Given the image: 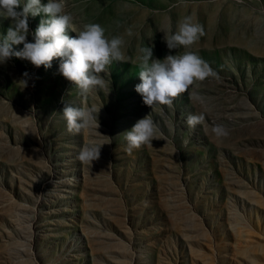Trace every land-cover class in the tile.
<instances>
[{
  "label": "rangeland",
  "instance_id": "obj_1",
  "mask_svg": "<svg viewBox=\"0 0 264 264\" xmlns=\"http://www.w3.org/2000/svg\"><path fill=\"white\" fill-rule=\"evenodd\" d=\"M65 5L76 31L98 23L109 39L123 36L129 61L101 73L106 87L87 97L60 58L47 69L15 56L0 64V264H264V0ZM185 16L204 28L190 50L219 79L190 90L203 103L186 92L151 109L135 90L139 50H189L164 40ZM42 18L29 17V42ZM10 23L0 17V38ZM66 103L102 106L99 126L69 134ZM201 112L191 132L186 117ZM148 114L165 140L128 153L124 132ZM216 124L229 136L218 139ZM88 144L101 145L92 164L78 159Z\"/></svg>",
  "mask_w": 264,
  "mask_h": 264
},
{
  "label": "clouds",
  "instance_id": "obj_2",
  "mask_svg": "<svg viewBox=\"0 0 264 264\" xmlns=\"http://www.w3.org/2000/svg\"><path fill=\"white\" fill-rule=\"evenodd\" d=\"M22 6V10L17 9ZM65 0H0V17L10 19L11 23L6 35L0 38V64L6 63L13 56L30 61L37 68L51 67L54 58H60V73L79 90V94L87 97L94 90H103L106 82L101 73L105 72L114 62L129 61L125 55L126 41L123 36L108 38L105 29L98 23L85 24L80 31L73 28L74 17L65 11ZM43 13L38 27L33 33L34 42H29V17ZM69 32L76 35L71 36ZM164 32V31H163ZM164 40L169 50L189 49L182 54H168L163 59L153 58L151 47L140 48L138 57L140 83L135 90L142 96L143 103L155 109L157 106L171 107L175 98L189 93L190 99L201 103L204 97L198 92L190 91L197 82L206 78L219 79V73L196 52L192 46L204 35V28L193 22L191 16H185L172 34L164 32ZM127 36L133 32L127 30ZM23 44L20 50L13 45ZM26 83V82H25ZM102 107V106H101ZM100 107V108H101ZM99 109L95 107H76L65 104L62 115L66 121L69 134H80L84 129L98 125ZM205 114H189L186 125L191 132L198 126L203 127ZM213 134L219 138L229 136V129L216 124L212 127ZM125 151L131 153L142 147L153 146L154 139H164L163 135L150 115L137 120L130 130L124 132ZM165 140V139H164ZM111 143V142H108ZM101 145L88 144L82 147L78 159L85 164H92L100 156Z\"/></svg>",
  "mask_w": 264,
  "mask_h": 264
}]
</instances>
